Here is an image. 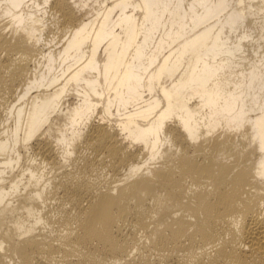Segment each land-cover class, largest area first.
<instances>
[{"label": "bare ground", "instance_id": "obj_1", "mask_svg": "<svg viewBox=\"0 0 264 264\" xmlns=\"http://www.w3.org/2000/svg\"><path fill=\"white\" fill-rule=\"evenodd\" d=\"M92 1L0 0V264H264V0Z\"/></svg>", "mask_w": 264, "mask_h": 264}, {"label": "rangeland", "instance_id": "obj_2", "mask_svg": "<svg viewBox=\"0 0 264 264\" xmlns=\"http://www.w3.org/2000/svg\"><path fill=\"white\" fill-rule=\"evenodd\" d=\"M89 2L92 4V5H97V3L96 2H93L92 0H89ZM88 8V7H87ZM90 8V7H89ZM92 11H93V8H92Z\"/></svg>", "mask_w": 264, "mask_h": 264}]
</instances>
